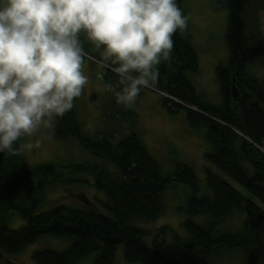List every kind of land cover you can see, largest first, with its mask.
<instances>
[{"label": "trees", "instance_id": "1", "mask_svg": "<svg viewBox=\"0 0 264 264\" xmlns=\"http://www.w3.org/2000/svg\"><path fill=\"white\" fill-rule=\"evenodd\" d=\"M184 1L177 0L182 11ZM212 3L228 10L229 61L216 67L220 102L208 101L194 83L199 56L179 30L173 36L171 58L157 66L159 79L154 85L182 102L162 97L167 111L185 109L189 125L204 130L210 145L204 184L184 162L164 174L137 131V113L130 106L106 95L101 105L105 124L90 135L73 105L56 118L52 134L59 140L77 141L95 162L29 169L22 154L0 152V264H19L14 258L45 234L69 237L71 244L63 250H36L32 256L36 264H78L90 253H96L93 264H115L119 249L127 264H212L220 250L242 253L243 264H264V80L249 71L252 63L264 61L257 12L264 8V0ZM110 67L115 66L104 73L106 80L121 86ZM179 183L191 191L181 207L185 231L173 230L171 240L163 237L157 247L150 246L149 233L137 223L163 215L164 195ZM65 184L92 186L105 197L96 205L59 204L40 211L47 189ZM13 214L24 220L20 228L10 226ZM234 217L239 218L237 228L230 221Z\"/></svg>", "mask_w": 264, "mask_h": 264}, {"label": "clouds", "instance_id": "2", "mask_svg": "<svg viewBox=\"0 0 264 264\" xmlns=\"http://www.w3.org/2000/svg\"><path fill=\"white\" fill-rule=\"evenodd\" d=\"M177 0H4L0 4V152L39 147L27 138L73 108L88 83L82 36L115 66L118 104L159 79L173 36L187 29Z\"/></svg>", "mask_w": 264, "mask_h": 264}, {"label": "rangeland", "instance_id": "3", "mask_svg": "<svg viewBox=\"0 0 264 264\" xmlns=\"http://www.w3.org/2000/svg\"><path fill=\"white\" fill-rule=\"evenodd\" d=\"M3 2L4 0H0V4ZM257 12L260 29L264 35V8ZM183 14L188 17L187 29L184 33L190 38L200 61L199 71L192 76V79L200 91L205 93L208 101L219 103L221 97L216 67L227 65L229 61V48L225 38L228 10L216 8L212 0H185ZM82 40L87 44L88 50L85 51L86 56L82 66V71L88 77V83L73 105L83 122L84 131L94 135L105 124L101 110L105 96L109 94L111 97H115V92L120 91L122 86L116 87L106 80L104 73L108 71L109 66H102L100 63V52L103 50V46L97 49L83 36ZM110 68L113 70L114 67ZM249 71L264 80V61L252 63L249 66ZM162 97H168L181 103L167 93L155 89L154 86L141 90L140 95L130 106L137 113L136 129L148 150L161 164L165 175L173 172L177 162H184L194 169L198 179L204 184L205 166L209 165L205 155L210 150V145L204 137V130L189 125L185 109L174 113L167 111L163 107ZM183 105L189 106L187 103H183ZM191 109L198 110L192 106ZM55 122L56 118L51 127L41 126L32 137L27 138L34 145L37 141L39 142V147H33L31 150L21 153L27 168H34L40 164L58 165L96 161L95 157L77 141L55 138L52 134ZM127 127H123L122 131L125 132ZM262 148L264 150V147ZM90 181L93 182L92 177H90ZM238 188L248 194L246 190ZM190 192L187 186L180 183L176 187H171L163 198L166 203L164 214L157 220L137 223L149 233L146 242L150 246L157 247L163 237L171 240L173 230L180 233L185 231L186 215L181 207L186 204ZM46 195L47 201L40 205V211L48 210L59 204L83 207L96 205L98 199L105 197L103 192L92 186L77 184L56 185L48 188ZM195 220L203 222L204 218L196 217ZM230 221L233 222V228L239 226L238 217L231 218ZM23 224V219L18 215H12L11 227L20 228ZM70 244L69 237L45 234L29 244L14 260L19 264H36L32 257L36 250L48 248L63 250ZM95 254L90 253L78 264H93ZM115 264H127L123 259L122 249L117 251ZM212 264H243V256L237 251L220 250L214 255Z\"/></svg>", "mask_w": 264, "mask_h": 264}, {"label": "water", "instance_id": "4", "mask_svg": "<svg viewBox=\"0 0 264 264\" xmlns=\"http://www.w3.org/2000/svg\"><path fill=\"white\" fill-rule=\"evenodd\" d=\"M156 89V88H155ZM182 103V102H181Z\"/></svg>", "mask_w": 264, "mask_h": 264}]
</instances>
